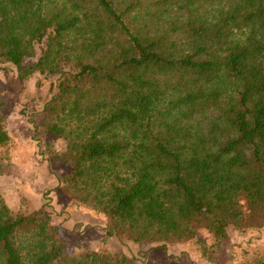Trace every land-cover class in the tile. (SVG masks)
<instances>
[{
    "label": "trees",
    "instance_id": "obj_1",
    "mask_svg": "<svg viewBox=\"0 0 264 264\" xmlns=\"http://www.w3.org/2000/svg\"><path fill=\"white\" fill-rule=\"evenodd\" d=\"M0 62L59 76L42 125L108 237L213 262L231 231L264 230V0H0ZM0 264L134 263L75 253L46 210L0 197Z\"/></svg>",
    "mask_w": 264,
    "mask_h": 264
},
{
    "label": "rangeland",
    "instance_id": "obj_2",
    "mask_svg": "<svg viewBox=\"0 0 264 264\" xmlns=\"http://www.w3.org/2000/svg\"><path fill=\"white\" fill-rule=\"evenodd\" d=\"M58 79L37 73L21 83L15 66L0 62V112L9 135L8 144L0 146V197L14 213L43 208L51 223L60 227L71 251L119 253L134 264H253L264 255V230L246 235L231 231L230 240L214 248L213 262L203 258L194 243L140 252L130 243L108 237L106 217L65 195L62 181L69 169L58 156L66 143L47 134L42 125L45 105L58 92ZM198 238L214 244L206 230Z\"/></svg>",
    "mask_w": 264,
    "mask_h": 264
}]
</instances>
